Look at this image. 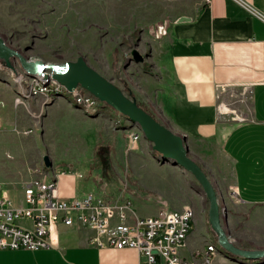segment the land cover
Here are the masks:
<instances>
[{"label": "rangeland", "instance_id": "374dc122", "mask_svg": "<svg viewBox=\"0 0 264 264\" xmlns=\"http://www.w3.org/2000/svg\"><path fill=\"white\" fill-rule=\"evenodd\" d=\"M202 1L0 0V37L16 52L7 61L0 58V183L13 205L19 202L22 184L32 176L45 173L48 178L60 170L70 171L79 179L78 191L128 197L133 214L188 206L194 213L190 229H199L202 245L211 243L216 253L247 264L264 260L226 251L218 244L200 184L153 151L142 134L133 140L131 133L140 130L137 124L131 125L99 99L92 104L77 102L73 92L52 82L45 95L27 93L28 76L34 73L25 71L23 60H41L47 65L42 71L52 74L82 56L125 95L157 113L151 89L146 88V82L156 79L154 44L179 14L193 13ZM133 49L143 61L133 59ZM77 91L83 99L88 96L81 88ZM45 155L51 161L48 167ZM209 179L216 181L212 174ZM217 195L219 206L237 211L234 236L248 249H264V217L254 216L250 207L219 189Z\"/></svg>", "mask_w": 264, "mask_h": 264}, {"label": "crops", "instance_id": "0c3cea01", "mask_svg": "<svg viewBox=\"0 0 264 264\" xmlns=\"http://www.w3.org/2000/svg\"><path fill=\"white\" fill-rule=\"evenodd\" d=\"M181 15L190 19H174L154 44L156 79L144 82L158 111L146 109L185 138L189 155L215 178L216 190L264 217V0H203L193 13ZM52 176L61 197L84 192L78 191L74 172L60 170ZM226 212L222 224L229 238L248 249L234 236L237 211ZM54 231L57 246L0 249V264L143 262L133 248L91 244L95 232L77 224L58 221ZM198 234L199 229H189L179 248L182 257L192 260L193 251L204 247ZM210 264L247 263L214 252Z\"/></svg>", "mask_w": 264, "mask_h": 264}, {"label": "built area", "instance_id": "2783aa9c", "mask_svg": "<svg viewBox=\"0 0 264 264\" xmlns=\"http://www.w3.org/2000/svg\"><path fill=\"white\" fill-rule=\"evenodd\" d=\"M260 17L264 20L263 15ZM65 69L66 66L59 67L56 72ZM51 75L45 71L29 75L28 95H45L49 82L63 86ZM80 88L85 90L80 85L70 90L77 102L85 100L92 104L98 99L87 90L88 96L83 99L77 91ZM141 134L140 130H135L131 138L136 141ZM193 216L188 206L182 209L161 206L153 214L136 215L132 213L128 197H112L93 189L64 198L58 194L55 176L46 178L45 173L23 183L19 202L13 205L0 183V249L55 247L58 238L54 226L61 221L68 226L77 224L93 230L91 244L138 250L143 256L142 264H210L215 252L211 243L193 251L192 260L179 253ZM20 219H27L29 223H20ZM217 241L219 244L218 236Z\"/></svg>", "mask_w": 264, "mask_h": 264}, {"label": "water", "instance_id": "95a60500", "mask_svg": "<svg viewBox=\"0 0 264 264\" xmlns=\"http://www.w3.org/2000/svg\"><path fill=\"white\" fill-rule=\"evenodd\" d=\"M189 16L181 15L176 22L188 21ZM16 52L8 47L0 37V58L6 61ZM133 59L137 62L143 61L144 57L136 50H132ZM25 71L41 72L47 65L41 60L26 62L23 60ZM52 78L70 91L77 85L105 102L118 113L125 116L130 124H137L142 135L152 143V150L157 152L163 159H169L172 163L179 165L191 173L202 187L208 202V222L212 230L219 237V245L226 251L242 254L250 258L264 256V249L253 250L236 246L229 238L222 221L226 218L223 206H219L217 190L209 179L201 165L189 155L185 144V138L175 133L169 127L159 122L152 114L139 106L135 99L128 97L123 91L102 76L87 64L82 56L74 61L66 63V69L61 72L52 73ZM45 166H50L51 161L47 155L44 156Z\"/></svg>", "mask_w": 264, "mask_h": 264}, {"label": "trees", "instance_id": "16d2710c", "mask_svg": "<svg viewBox=\"0 0 264 264\" xmlns=\"http://www.w3.org/2000/svg\"><path fill=\"white\" fill-rule=\"evenodd\" d=\"M139 104V103H138ZM139 106H141L140 104H139ZM142 107V106H141ZM142 108H144V107H142ZM145 109V108H144ZM147 112H149L147 109H145ZM150 113V112H149ZM150 114H152V113H150Z\"/></svg>", "mask_w": 264, "mask_h": 264}]
</instances>
